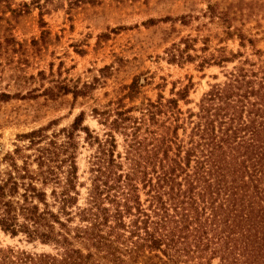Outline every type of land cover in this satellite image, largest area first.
I'll return each instance as SVG.
<instances>
[{"label": "trees", "instance_id": "trees-1", "mask_svg": "<svg viewBox=\"0 0 264 264\" xmlns=\"http://www.w3.org/2000/svg\"><path fill=\"white\" fill-rule=\"evenodd\" d=\"M229 34L254 45L240 27ZM194 41L172 43L166 60L200 58L203 68L243 55L201 57L190 52ZM255 54L224 71L196 111L179 106L190 79L176 97L136 103L135 77L92 108L101 134L82 124L83 111L69 126L50 121L17 134L13 149H0V230L53 251L0 244V264H264V49ZM80 132L92 149L87 182Z\"/></svg>", "mask_w": 264, "mask_h": 264}, {"label": "rangeland", "instance_id": "rangeland-1", "mask_svg": "<svg viewBox=\"0 0 264 264\" xmlns=\"http://www.w3.org/2000/svg\"><path fill=\"white\" fill-rule=\"evenodd\" d=\"M212 11L227 16L222 21ZM235 27L254 45L240 46L229 34ZM186 36L196 39L190 52L201 57L243 55L223 66L211 60L200 68V58L169 63L165 49ZM256 49H264V0H0V149H13L17 134L50 121L57 123L54 129L69 126L82 111V124L101 134L92 108L122 95L135 77L143 85L136 103L158 94L176 97L190 79L187 102L179 100V106L196 111L210 85L225 79L224 71L245 57L257 60ZM61 87L82 94L74 97ZM83 136L77 163L79 180L87 182L92 149ZM80 192L82 203L86 187ZM0 244L53 251L1 230Z\"/></svg>", "mask_w": 264, "mask_h": 264}]
</instances>
